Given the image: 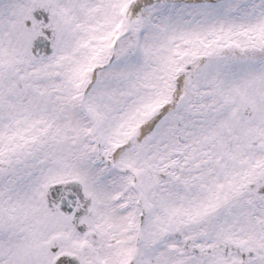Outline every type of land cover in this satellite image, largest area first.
<instances>
[{"label": "snow or ice", "instance_id": "snow-or-ice-1", "mask_svg": "<svg viewBox=\"0 0 264 264\" xmlns=\"http://www.w3.org/2000/svg\"><path fill=\"white\" fill-rule=\"evenodd\" d=\"M0 264H264V0H0Z\"/></svg>", "mask_w": 264, "mask_h": 264}]
</instances>
